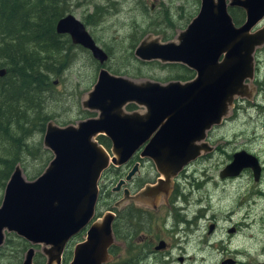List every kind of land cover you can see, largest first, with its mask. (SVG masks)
<instances>
[{"label":"water","instance_id":"1","mask_svg":"<svg viewBox=\"0 0 264 264\" xmlns=\"http://www.w3.org/2000/svg\"><path fill=\"white\" fill-rule=\"evenodd\" d=\"M228 7L244 11L240 25H235ZM263 17L264 0H200L197 14L175 40L142 39L134 50L138 59L178 62L195 72L192 80L165 83L111 73L102 66L108 54L84 23L70 13L59 18L56 32L67 34L101 65L81 102L83 108L98 114L75 124L46 123L42 144L52 158L31 180L15 165L0 204V244L5 232H13L30 244L41 245L44 264H60L68 242L88 226L85 239L74 245L68 264H102L113 241L114 214L106 211L89 225L101 173L110 164L126 163L143 146L141 156L153 160L168 180L201 151L210 150L204 142L206 131L227 116L235 97L249 95L253 52L264 43V27L251 30ZM4 73L5 69H0V76ZM130 102L143 111H125ZM98 135L108 138L109 149L97 141ZM247 167L257 180V158L244 150L236 151L219 175L236 176ZM135 170L136 166L126 179ZM34 252L30 246L21 264H32Z\"/></svg>","mask_w":264,"mask_h":264},{"label":"rangeland","instance_id":"2","mask_svg":"<svg viewBox=\"0 0 264 264\" xmlns=\"http://www.w3.org/2000/svg\"><path fill=\"white\" fill-rule=\"evenodd\" d=\"M96 5L103 7L104 12L98 15L97 22L95 18H90L89 24H86L85 18L95 12ZM197 7V0H69L67 13L84 23L97 45L106 53L109 50V59L105 65L110 70L105 67L111 73L134 80L146 78L165 83L168 76L182 75L184 70L159 64L140 65L130 56L131 52L133 53L140 38L147 37V40H150L157 37L162 42L173 40L175 35L186 27L188 17ZM165 13L174 23L173 27L164 23ZM196 13L197 11L194 15ZM65 37L69 38L67 34H63L62 38ZM67 47V65L60 76L52 78L54 85L52 92L46 93L44 110L53 116L51 121L61 126L75 124L97 114L96 111L83 109L81 100L95 83L100 65L79 45L68 43ZM126 55L131 59L128 60ZM64 61L66 60L63 59L62 62ZM139 69L141 74L138 73ZM256 76L262 85L255 99L263 101L264 55L260 56ZM237 104L229 117L208 133L207 140L217 147V151L187 168L184 190L186 200L184 203L179 199L178 205L189 207V215L201 210V217L195 219L193 230L187 234L183 224L171 228L172 215L163 222L166 212L171 213V209L169 205L163 204L162 200L158 201L159 208L153 212V220H157L155 216H159V226L166 224L172 231L170 238L162 234L163 232L160 236L168 238L170 242L174 240L173 243L177 241V246L171 249V254L163 255L167 264H179L176 256H183L182 264H221L222 260L229 258L236 261L234 264L264 262V250L260 252L264 244V172L258 182L253 179L251 170L247 169L238 177L221 178L219 175L223 167L230 162L232 154L240 150L257 155L264 165V111L257 110L251 104ZM136 110L142 112L143 108L138 107ZM32 138L31 145L37 144L38 141L42 143L43 134L35 133ZM32 156L25 157L22 162L25 170L32 176L23 174L27 180L42 173L52 153L49 151L48 158L44 155L43 159ZM45 160H48L46 164ZM116 180L115 178L110 185L113 186ZM4 187L0 188V204ZM126 204L129 203H124L123 206ZM107 208L100 204L98 210L104 212ZM212 222L216 223L215 230L208 233ZM232 226L236 228L234 233L228 232ZM152 232L157 233L155 230ZM72 248L73 243L71 250ZM35 249L36 252H41L42 248L38 245ZM192 255L195 257L194 261L190 260Z\"/></svg>","mask_w":264,"mask_h":264},{"label":"trees","instance_id":"3","mask_svg":"<svg viewBox=\"0 0 264 264\" xmlns=\"http://www.w3.org/2000/svg\"><path fill=\"white\" fill-rule=\"evenodd\" d=\"M68 11L69 0H0V69H5L4 75L0 76L1 189L15 165L22 167L23 174L27 177H32L22 163L25 157L33 155L32 157L43 159L47 155L48 158L49 150L42 146L41 141L34 145L30 142L35 133L43 134L46 123L53 117L44 112L46 93L52 92V78L60 76L67 65V44H73L70 38H62L63 34L56 32L55 24ZM103 12L104 8L96 5L95 12L88 15V19L85 18L86 24H89L90 18H97ZM195 12L188 17L187 22ZM229 13L235 24L243 21L242 9L232 7L229 8ZM164 23L166 26L172 23L167 13ZM107 53L109 55V50ZM130 56L140 65L160 64L157 61H140L132 52ZM126 58L131 59L127 55ZM61 59L66 61L62 62ZM163 66H176L184 70V74L171 75L166 80H186L193 76V71L182 64L165 63ZM116 71L118 70H114ZM138 73L141 74L140 69ZM97 139L105 147L110 144L105 136L99 135ZM111 172L114 173V169ZM120 217L117 216L113 222V233L117 239L124 240L131 228L132 215L129 206L125 207ZM127 245L129 246L128 243ZM28 247L29 244L24 239L14 233H6L5 241L0 246V264H20ZM70 254L71 251L63 254L64 264L68 262ZM44 262L45 256L37 252L33 264Z\"/></svg>","mask_w":264,"mask_h":264},{"label":"flooded vegetation","instance_id":"4","mask_svg":"<svg viewBox=\"0 0 264 264\" xmlns=\"http://www.w3.org/2000/svg\"><path fill=\"white\" fill-rule=\"evenodd\" d=\"M199 5H200V0H199ZM199 5H198V9H199ZM229 8H232V7H228V12H229ZM198 9H197V12H198ZM66 14H69V13H66ZM243 15L245 18L244 11H243ZM194 16L195 15H193V17ZM94 18H95V22H97L98 19L96 17ZM244 18H243V21H244ZM240 24H235V25H240ZM173 26H174V23L172 22L169 24L168 27H173ZM262 27H264V17L263 19H261V21L258 24L252 27L251 31H255L256 29L262 28ZM178 33L175 35L173 40L176 39V36L178 35ZM141 40L142 38L139 40V42ZM134 50H133V53H134ZM261 55H264V43L256 47L253 52V77L252 79L247 81L249 95L244 96L242 98L235 97L233 101V105L230 107L227 116L223 118L220 124H222L224 120L227 117H229L236 103H238L237 105H239L241 102L245 104H251L253 107L257 108V110L262 111V112L264 111L263 110L264 109V99L263 101L255 99L256 93L258 92V90L260 89V86L262 85V83L258 80L259 77L256 76L258 75ZM140 61H144V60H140ZM150 61H157L160 63L159 65L162 64L161 66H163V64L165 63H178V62H160L159 60H150ZM150 61H144V62H150ZM104 64L102 66H104ZM178 64H182V63H178ZM192 71H193V76L189 79L181 80L179 78H172V79L166 80V82L172 81V80H179L182 82L192 80L195 77V72L194 70ZM145 79L146 78H142L141 80H145ZM148 80H151V79H148ZM138 107H141V106H138L137 104L133 102H130L124 106V110L127 112L137 111L136 109ZM83 109H86V108H83ZM87 110L95 111V110H89V109ZM97 114L95 116H97ZM216 126L217 125H214L209 130L206 131V137L204 139V142L208 144V146L210 147V150L201 151V153L196 157V159H194L193 161H191L190 163L182 167L174 176H171L168 180L167 178H163L162 174L157 171V168L153 160L145 156H141V150L143 146H141V148H139L126 163L122 165L110 164L105 170H103V172L100 175L99 181H98V198H97V202H96V206L94 210V216L91 219L89 225L92 222L98 220L99 218H102L103 214L106 211H110L114 214V218L111 222V228H112V233H113V222H115L116 220L115 218L117 216L120 217V215L123 213V210L127 206L130 207L132 218H131L130 232L128 233L129 235L126 236L127 237L126 239L123 238L125 241L117 239L113 233V241L110 243V245L107 248V258L102 264H149L150 261L152 262V264H167L168 263L167 261L163 259V255L171 254V249L177 246V241L176 243H173L174 240H171L170 242L168 238L160 236L161 232H163L162 234H165L169 237V234L172 233V231L166 227V224L160 227L159 226L160 221H158L159 216H155L157 220H153L154 218L153 212H155L159 208L158 201L162 200V203L169 205V208L171 209V213L166 212L165 220H163V222L166 221V218L168 216L172 215L173 219H172L171 228L183 224V226L185 227L187 231V234L193 230L194 228L193 225L196 224L195 219H198L201 217V213H200L201 210L199 209L196 211V213L192 212V215H189V213H187V211H189V207H187L186 205L180 206L178 205V202H179V199H181L184 203L186 200L184 190H185V179H186L187 168L190 165H192L194 162L198 161L199 159H202L204 157H209L214 152L217 151V147L209 143V141L207 140L208 133L211 132L212 129ZM98 136H96V139ZM105 148L109 149L110 144L109 146ZM250 154L257 158L258 163L260 165L259 178L255 180L253 176V179L256 182H258L263 176L264 165L262 164V162L260 161L257 155L252 154V153ZM231 159H232V156H231ZM262 160L264 161V159ZM134 166H136L135 172L131 175L129 179H126V175L128 174V172H130L133 169ZM111 169H114V173L111 172ZM246 169L251 170V173L253 175L252 169L247 167L243 169L238 175H236V177L244 173ZM113 176H114V179L115 178L117 179L115 182L116 185L114 184L115 186L110 185V184H113L114 182ZM228 177H235V176H228ZM221 178H226V177H221ZM119 181H123V182L117 186V182ZM124 203H129V204H126V206H123ZM100 204L107 206L108 207L107 210H105L104 212L98 210V207ZM247 224L248 223L245 221V225ZM87 227L81 230L79 233H77L76 236L71 238V240L66 245L64 251L66 250L71 251V257L69 258L68 263L70 262L72 258V254H73L72 253L73 248L71 250V244L73 243V247H74L76 243L81 242L85 239ZM210 227H212V229H210ZM215 227H216V223L212 222L209 225L208 233L213 232V230H215ZM153 230H155L157 233L152 232ZM235 231H236L235 226H232L231 228L228 229V232L230 233H234ZM6 233H9V232H5V237H6ZM5 237H4L2 244L5 241ZM126 242L129 244V246L127 245ZM27 243L29 244V247L33 246L35 250L33 258H32V264H33L34 257L37 254L35 247L38 246V244L33 245V244H30L29 242ZM2 244H0V246ZM178 247H181V245H178ZM27 249L25 250V252L27 251ZM113 249H114V252H112ZM263 250H264V244L263 246H261L260 252H262ZM64 251H63V254H64ZM25 252L23 254V258H24ZM63 254L61 257L60 264L64 263ZM23 258H22V261H23ZM183 259H184L183 256H176V260L179 264H182ZM190 260L194 261L195 257L192 255V258H190ZM45 261H46V256H45ZM223 262H225L226 264L229 262H230L229 264H234L236 261L234 259L229 258L226 260H222L221 264ZM259 263H264V262L258 261L255 264H259Z\"/></svg>","mask_w":264,"mask_h":264},{"label":"bare ground","instance_id":"5","mask_svg":"<svg viewBox=\"0 0 264 264\" xmlns=\"http://www.w3.org/2000/svg\"><path fill=\"white\" fill-rule=\"evenodd\" d=\"M2 69V68H1Z\"/></svg>","mask_w":264,"mask_h":264}]
</instances>
